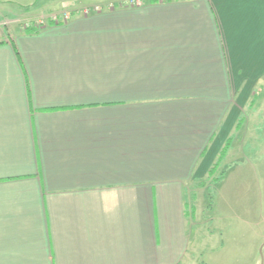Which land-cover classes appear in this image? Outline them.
Listing matches in <instances>:
<instances>
[{
  "label": "crops",
  "instance_id": "obj_1",
  "mask_svg": "<svg viewBox=\"0 0 264 264\" xmlns=\"http://www.w3.org/2000/svg\"><path fill=\"white\" fill-rule=\"evenodd\" d=\"M130 1L0 27V264H182L190 186L264 109V0Z\"/></svg>",
  "mask_w": 264,
  "mask_h": 264
},
{
  "label": "rangeland",
  "instance_id": "obj_2",
  "mask_svg": "<svg viewBox=\"0 0 264 264\" xmlns=\"http://www.w3.org/2000/svg\"><path fill=\"white\" fill-rule=\"evenodd\" d=\"M48 1L0 0V27L38 30L97 8L51 9ZM254 111L222 162L224 176L190 186L195 246L182 264H264V109Z\"/></svg>",
  "mask_w": 264,
  "mask_h": 264
},
{
  "label": "built area",
  "instance_id": "obj_3",
  "mask_svg": "<svg viewBox=\"0 0 264 264\" xmlns=\"http://www.w3.org/2000/svg\"><path fill=\"white\" fill-rule=\"evenodd\" d=\"M129 3H131V4H140V1H138V0H131ZM96 10L97 11H100V10H102V8L101 7H97L96 8ZM95 10V11H96ZM65 17V16H64ZM70 17H67V18H63L62 20H59V21H56V23H61V22H65V21H67L68 19H69ZM53 19H58L57 17H54Z\"/></svg>",
  "mask_w": 264,
  "mask_h": 264
},
{
  "label": "trees",
  "instance_id": "obj_4",
  "mask_svg": "<svg viewBox=\"0 0 264 264\" xmlns=\"http://www.w3.org/2000/svg\"><path fill=\"white\" fill-rule=\"evenodd\" d=\"M55 23V22H54ZM29 31H36V29L32 30V28Z\"/></svg>",
  "mask_w": 264,
  "mask_h": 264
}]
</instances>
